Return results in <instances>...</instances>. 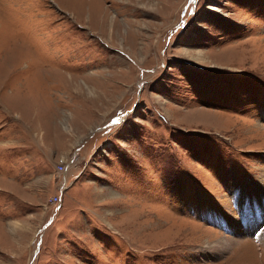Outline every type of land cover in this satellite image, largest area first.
I'll list each match as a JSON object with an SVG mask.
<instances>
[{
	"label": "rangeland",
	"instance_id": "374dc122",
	"mask_svg": "<svg viewBox=\"0 0 264 264\" xmlns=\"http://www.w3.org/2000/svg\"><path fill=\"white\" fill-rule=\"evenodd\" d=\"M263 110L264 0H0V264H264Z\"/></svg>",
	"mask_w": 264,
	"mask_h": 264
},
{
	"label": "bare ground",
	"instance_id": "6f19581e",
	"mask_svg": "<svg viewBox=\"0 0 264 264\" xmlns=\"http://www.w3.org/2000/svg\"><path fill=\"white\" fill-rule=\"evenodd\" d=\"M263 116H264V110H263ZM259 210V209H258ZM249 230H251V228H249ZM249 232V231H247ZM256 232V231H255ZM263 231L258 232L255 234V236L257 237L259 243L261 244L262 249L264 250V234H262ZM234 237L227 239L224 237L219 238L217 241H215L209 248H212L213 246H215L216 248V252L215 253H211V255H219L221 252H224L225 250H227L231 244L236 240V236L240 235L241 232L239 230H236V228L233 231ZM254 234V232H253ZM214 250V249H213Z\"/></svg>",
	"mask_w": 264,
	"mask_h": 264
},
{
	"label": "built area",
	"instance_id": "2783aa9c",
	"mask_svg": "<svg viewBox=\"0 0 264 264\" xmlns=\"http://www.w3.org/2000/svg\"><path fill=\"white\" fill-rule=\"evenodd\" d=\"M63 165V164H62ZM62 168H63V166H62Z\"/></svg>",
	"mask_w": 264,
	"mask_h": 264
},
{
	"label": "crops",
	"instance_id": "0c3cea01",
	"mask_svg": "<svg viewBox=\"0 0 264 264\" xmlns=\"http://www.w3.org/2000/svg\"><path fill=\"white\" fill-rule=\"evenodd\" d=\"M67 83V82H66Z\"/></svg>",
	"mask_w": 264,
	"mask_h": 264
}]
</instances>
